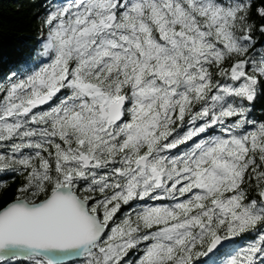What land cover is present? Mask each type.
Here are the masks:
<instances>
[{
  "label": "snow or ice",
  "instance_id": "obj_1",
  "mask_svg": "<svg viewBox=\"0 0 264 264\" xmlns=\"http://www.w3.org/2000/svg\"><path fill=\"white\" fill-rule=\"evenodd\" d=\"M46 8L0 80V264H264V0Z\"/></svg>",
  "mask_w": 264,
  "mask_h": 264
},
{
  "label": "trees",
  "instance_id": "obj_2",
  "mask_svg": "<svg viewBox=\"0 0 264 264\" xmlns=\"http://www.w3.org/2000/svg\"><path fill=\"white\" fill-rule=\"evenodd\" d=\"M49 0H0V80L10 76L18 69H23L24 62L32 50L39 49L40 39L45 31L43 19L46 15ZM259 25L262 21L256 17L252 21ZM255 40L260 47V41H264V35L255 34ZM251 108L250 119L257 122L264 121V91L258 90L257 98L249 106ZM183 150V146H181ZM175 151V150H173ZM24 182V174H0V183L7 185L3 191V200L13 198L15 190ZM253 198L255 194H252ZM150 203H169L168 200ZM134 207L138 205H133ZM123 211H127L125 208ZM251 237H241L231 243L243 244ZM135 259V255L130 256Z\"/></svg>",
  "mask_w": 264,
  "mask_h": 264
},
{
  "label": "water",
  "instance_id": "obj_3",
  "mask_svg": "<svg viewBox=\"0 0 264 264\" xmlns=\"http://www.w3.org/2000/svg\"><path fill=\"white\" fill-rule=\"evenodd\" d=\"M230 243H232V242H229L228 244H230ZM228 244H226V246H227Z\"/></svg>",
  "mask_w": 264,
  "mask_h": 264
},
{
  "label": "rangeland",
  "instance_id": "obj_4",
  "mask_svg": "<svg viewBox=\"0 0 264 264\" xmlns=\"http://www.w3.org/2000/svg\"><path fill=\"white\" fill-rule=\"evenodd\" d=\"M41 39H42V36H41ZM41 39H40V41H41Z\"/></svg>",
  "mask_w": 264,
  "mask_h": 264
}]
</instances>
